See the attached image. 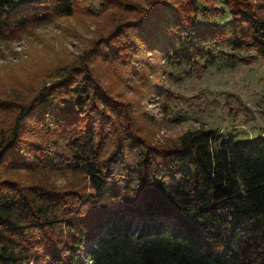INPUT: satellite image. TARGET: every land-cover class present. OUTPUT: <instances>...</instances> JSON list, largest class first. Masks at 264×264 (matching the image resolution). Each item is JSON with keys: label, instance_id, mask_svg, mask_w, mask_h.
Returning a JSON list of instances; mask_svg holds the SVG:
<instances>
[{"label": "trees", "instance_id": "obj_1", "mask_svg": "<svg viewBox=\"0 0 264 264\" xmlns=\"http://www.w3.org/2000/svg\"><path fill=\"white\" fill-rule=\"evenodd\" d=\"M80 1L0 0V45ZM85 1L106 26L29 97L0 96V264H264V128L157 142L96 72L264 60V0Z\"/></svg>", "mask_w": 264, "mask_h": 264}, {"label": "rangeland", "instance_id": "obj_2", "mask_svg": "<svg viewBox=\"0 0 264 264\" xmlns=\"http://www.w3.org/2000/svg\"><path fill=\"white\" fill-rule=\"evenodd\" d=\"M85 2H78L68 17L28 26L15 38L2 42L0 96H12L14 91L29 97L52 79L59 67L76 59L106 26L107 11L90 12ZM203 62L166 66L176 78L159 72L139 77L111 62L98 65L96 72L112 91L151 116L155 125L145 127L157 142L199 126H217L243 139L255 138L264 128V60L233 66L222 60L200 67ZM152 63L154 69L160 64ZM169 97L173 120L165 122L162 105ZM56 181L62 184L65 179L60 176Z\"/></svg>", "mask_w": 264, "mask_h": 264}]
</instances>
